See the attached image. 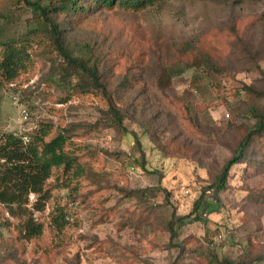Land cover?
Returning a JSON list of instances; mask_svg holds the SVG:
<instances>
[{
	"label": "rangeland",
	"instance_id": "374dc122",
	"mask_svg": "<svg viewBox=\"0 0 264 264\" xmlns=\"http://www.w3.org/2000/svg\"><path fill=\"white\" fill-rule=\"evenodd\" d=\"M62 1L0 0V40L25 39L35 59L14 82L0 79V134L52 123L69 134L86 174L61 187L67 172L55 170L44 210L30 195L29 214L45 225L38 238L22 237V219L0 203L8 219L0 222V264H217L212 254L264 255V136L218 197L212 187L255 124L251 109L264 106V0H169L75 19L57 9L43 16L29 3ZM46 18L73 53L98 58L105 91L83 90ZM195 55L207 58L203 66L191 65ZM107 95L125 129L113 123ZM57 205L67 212L63 233L50 225Z\"/></svg>",
	"mask_w": 264,
	"mask_h": 264
},
{
	"label": "trees",
	"instance_id": "16d2710c",
	"mask_svg": "<svg viewBox=\"0 0 264 264\" xmlns=\"http://www.w3.org/2000/svg\"><path fill=\"white\" fill-rule=\"evenodd\" d=\"M88 1V2H87ZM169 0H63L54 6H42L40 3L29 2L32 6L41 9V15L47 12H63L71 16V19L85 18L94 9H127L141 11L151 6L160 7ZM51 26V38L53 45L66 59L69 67L75 69L81 78L83 90L93 89L106 90V83L98 68V58L92 51L80 55L72 52L66 44L62 27L52 19L46 18ZM0 79L14 82L22 73L29 71L35 62L32 46L25 39L10 37L0 40ZM198 53V52H197ZM199 54V53H198ZM207 58L195 55L193 66H203ZM190 63V62H188ZM108 96V95H107ZM109 100V96L107 97ZM108 111L112 114L113 123L121 129L124 116L120 109L112 105L109 100ZM256 122L248 134L241 140L239 153L236 152L218 174L214 187V193L218 197L221 191L227 188L229 173L238 162L247 163L248 152L259 149L261 142L257 137L264 136V106L251 109ZM52 123L43 122L31 133L16 134L14 132H3L0 134V203L14 217L22 219L19 233L27 239L38 238L43 235L45 225L37 221L33 214H29L28 204L30 195L35 194L37 199L34 205H39L38 210H44L52 190L47 187V181L55 170L67 172V184L61 187H69L72 181L86 174V168L77 154L68 148L69 134L65 130L54 131ZM28 137V140L24 139ZM203 194L196 203V208L206 203ZM67 212L65 206L57 205L52 212L51 227L58 233H63L67 227ZM185 216H179L178 221L183 223ZM5 218L0 214V222ZM200 219V218H197ZM8 219L4 220V223ZM176 222H170V229H175ZM211 261L217 264H264V255L253 256L245 254L237 258L221 257L212 254ZM16 264H26L17 262Z\"/></svg>",
	"mask_w": 264,
	"mask_h": 264
},
{
	"label": "built area",
	"instance_id": "2783aa9c",
	"mask_svg": "<svg viewBox=\"0 0 264 264\" xmlns=\"http://www.w3.org/2000/svg\"><path fill=\"white\" fill-rule=\"evenodd\" d=\"M24 112H25V110H24ZM25 113H26V112H25ZM24 139H25V140H28V137H27V136H24Z\"/></svg>",
	"mask_w": 264,
	"mask_h": 264
}]
</instances>
